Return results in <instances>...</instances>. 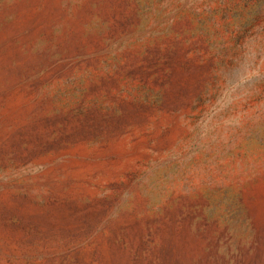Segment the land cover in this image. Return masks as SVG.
<instances>
[{
	"label": "rangeland",
	"instance_id": "rangeland-1",
	"mask_svg": "<svg viewBox=\"0 0 264 264\" xmlns=\"http://www.w3.org/2000/svg\"><path fill=\"white\" fill-rule=\"evenodd\" d=\"M0 264H264V0H0Z\"/></svg>",
	"mask_w": 264,
	"mask_h": 264
}]
</instances>
